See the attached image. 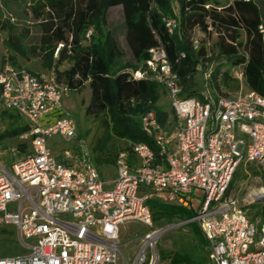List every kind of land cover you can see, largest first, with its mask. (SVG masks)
Returning <instances> with one entry per match:
<instances>
[{"label":"built area","instance_id":"obj_1","mask_svg":"<svg viewBox=\"0 0 264 264\" xmlns=\"http://www.w3.org/2000/svg\"><path fill=\"white\" fill-rule=\"evenodd\" d=\"M166 24L173 32L178 22L169 18ZM259 31L264 34V24ZM150 54L147 72L165 88L177 116L174 142L153 111L143 115L142 128L153 136L162 159L148 144H130L131 152L119 151L110 181L64 107L70 87L53 73L10 62L1 66L0 110L24 116L30 124L18 136L26 150L0 143L7 153L21 156L10 168L0 161V237L13 225L24 249L0 257V264H155L149 248L165 228L145 235L131 257L123 248L120 224L133 219L152 228L147 201L153 195L162 193L169 202L189 207L194 206L190 195L198 192L203 200L197 214L184 222L200 226L209 263L264 264V186L243 197L244 206L231 196L240 168L247 175L244 167L255 164L264 176V96L249 90L215 98L208 68L202 98L182 97L180 77L164 47L151 48ZM144 77L145 72H134V78ZM49 114L56 116L50 120ZM54 135L70 145L55 152L49 143ZM257 203L261 208L251 212Z\"/></svg>","mask_w":264,"mask_h":264},{"label":"trees","instance_id":"obj_2","mask_svg":"<svg viewBox=\"0 0 264 264\" xmlns=\"http://www.w3.org/2000/svg\"><path fill=\"white\" fill-rule=\"evenodd\" d=\"M250 5L254 10L249 13ZM31 6L34 16L40 20V49L45 66L53 69L58 81L67 84L72 93L82 92L86 84L91 90L85 115L93 116L98 122L90 145L103 178V168L114 167L116 170L119 151L131 152L130 144H148L159 160L162 159L153 136L142 128L143 115L153 111L158 124L167 131L170 142H174L176 113L159 104L162 92H167L146 69L151 48L162 45L166 50L173 70L180 77L182 97L202 98L206 85L200 88L195 76L208 68L212 69L208 86L215 98L231 97L249 90L264 96V34L259 31V25L264 24V0H31ZM117 6L123 8L122 28L131 59L127 58L120 43L119 28L110 26V12ZM169 18L178 22L173 32L166 24ZM198 27L205 35L201 42L195 35ZM0 28L9 31L4 40L8 50L25 55V48L14 34V25L0 21ZM243 33L245 40L241 41ZM215 35L217 39L212 43ZM195 40H198L197 48ZM7 62L20 66L16 55H3L0 68ZM65 62L70 63L69 68L61 70L60 66ZM225 65L230 67L225 69ZM240 67L247 88L236 93L225 91L227 84H239L232 70ZM137 70L145 72V77L134 78ZM20 118L14 112L0 110V123ZM28 129V125H22L0 131V143L17 138ZM80 135L88 137L89 134L80 132ZM115 139L126 141L118 152L112 146ZM26 146V143H18L21 150H26ZM147 204L154 223L173 224L197 214L194 206L169 202L162 193L153 195ZM188 225L201 246L206 248L207 241L198 223L192 221ZM161 258L169 259L172 264L209 262L207 248L206 256L196 250H180L164 253Z\"/></svg>","mask_w":264,"mask_h":264},{"label":"rangeland","instance_id":"obj_3","mask_svg":"<svg viewBox=\"0 0 264 264\" xmlns=\"http://www.w3.org/2000/svg\"><path fill=\"white\" fill-rule=\"evenodd\" d=\"M174 6L177 8L176 3ZM122 6H117L112 8L110 12L109 22L110 26L118 27V37L120 43L124 50L127 52V58L131 59L132 55L130 48L125 38V33L122 28V23L124 20ZM254 7L250 5L248 12H252ZM46 16V15H45ZM0 21L5 23L10 22L14 25V34L20 39L23 47L25 48V55L17 54L12 50H8L4 43V40L8 38V29L0 28V61L3 55H16L18 65L27 68L33 72H39L44 74H51L53 69L47 68L44 64L45 58L42 50L40 49V37H41V25L40 20L37 19L32 10L31 0H0ZM90 35V31L87 33V37ZM196 38L199 42L204 40V32L200 28L195 30ZM212 43L217 39L214 36ZM241 41L245 40L244 33L240 37ZM86 42V41H84ZM61 47V45H59ZM211 47V46H210ZM212 49V47H211ZM57 50L55 52V57ZM70 63L65 62L60 66L61 70L69 68ZM229 65H225L224 68H229ZM232 74L239 84H227L224 87L225 91L236 93L242 89H246L247 85L242 74V67L235 68L232 70ZM196 80L199 82L200 88H205V75L204 72L200 71L195 76ZM91 99V90L86 84L82 92H73L64 98V107L71 113L78 122L79 132L85 134L88 133L87 139H91L92 135L98 129V122L93 116H86L85 110ZM159 104L167 110L171 109L170 98L167 93L162 92V98ZM55 114H49L50 120L55 118ZM30 124L29 120L21 116L19 120L13 121V119H8L0 123V131L7 128L18 127L22 125ZM20 138H11L8 140L7 145L10 147L12 145H18ZM49 143L52 145L55 152L59 153L63 148L70 145L66 142L60 135H54L49 138ZM5 145V144H4ZM126 145L124 140H113L112 146L115 152H118L123 146ZM6 146V145H5ZM20 153L16 152H6L5 149L0 147V161L6 167H11L14 161L20 159ZM249 174H243L242 168L239 169L236 174L234 189L232 190V197L238 196L240 199L239 205L244 206L243 197L253 190H258L264 186V176L259 173L261 170L255 164H249L245 166ZM104 175L106 180H111L114 177L115 168L105 166ZM112 184H106V189H111ZM192 198V203L196 209L202 203L203 197L202 193H194L190 195ZM251 212L260 209L261 203L253 204L249 207ZM165 228V229H164ZM164 229L156 240L154 246L149 248V253L155 254L156 262L155 264H172L169 259L161 258L164 253H173L180 250H196L201 256H206V248L201 246L198 238H196L189 226L184 221H176L173 224H167L165 221L154 223L152 228L144 225L143 223L129 219L120 224V239L123 244V248L128 250L129 255L132 257L140 246V242L145 235L151 233L152 231ZM24 252L23 246L18 238V230L15 226L9 225L5 227L4 233L0 237V257L2 256H13L22 254ZM207 264H210L207 262Z\"/></svg>","mask_w":264,"mask_h":264},{"label":"crops","instance_id":"obj_4","mask_svg":"<svg viewBox=\"0 0 264 264\" xmlns=\"http://www.w3.org/2000/svg\"><path fill=\"white\" fill-rule=\"evenodd\" d=\"M115 174H116V170H115ZM115 176V175H114ZM114 177H111L110 179L112 180ZM110 181V180H109Z\"/></svg>","mask_w":264,"mask_h":264}]
</instances>
